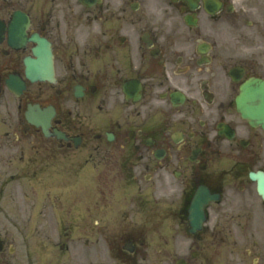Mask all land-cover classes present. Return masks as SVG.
Listing matches in <instances>:
<instances>
[{"label": "flooded vegetation", "instance_id": "1", "mask_svg": "<svg viewBox=\"0 0 264 264\" xmlns=\"http://www.w3.org/2000/svg\"><path fill=\"white\" fill-rule=\"evenodd\" d=\"M89 1L0 0V199L14 181L48 211L31 264H100L102 236L139 264L154 222L162 264H264V121L237 102L264 0ZM37 35L53 80L26 75Z\"/></svg>", "mask_w": 264, "mask_h": 264}, {"label": "rangeland", "instance_id": "2", "mask_svg": "<svg viewBox=\"0 0 264 264\" xmlns=\"http://www.w3.org/2000/svg\"><path fill=\"white\" fill-rule=\"evenodd\" d=\"M254 18L255 16L252 14L249 16L250 20ZM229 35H231V30ZM14 191L15 189L12 187L6 192L5 198L0 200V234L7 245L0 253V261L9 264H30L27 251L32 249L35 227L45 231L46 225L32 223L31 216L34 215V211L30 205L29 196L25 198L19 193L17 197H14ZM148 243L150 245V264H157L156 257L158 256L155 247L159 244V238L155 223L149 224ZM108 248L107 243L102 241L100 264L114 263ZM172 259L173 256H168V262L165 264H171Z\"/></svg>", "mask_w": 264, "mask_h": 264}, {"label": "water", "instance_id": "3", "mask_svg": "<svg viewBox=\"0 0 264 264\" xmlns=\"http://www.w3.org/2000/svg\"><path fill=\"white\" fill-rule=\"evenodd\" d=\"M2 246L3 244H2V241L0 240V250L2 249Z\"/></svg>", "mask_w": 264, "mask_h": 264}]
</instances>
